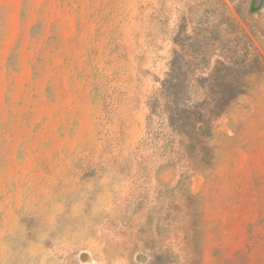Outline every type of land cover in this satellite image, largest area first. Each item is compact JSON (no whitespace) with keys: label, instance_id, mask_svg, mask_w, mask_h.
<instances>
[{"label":"rangeland","instance_id":"rangeland-1","mask_svg":"<svg viewBox=\"0 0 264 264\" xmlns=\"http://www.w3.org/2000/svg\"><path fill=\"white\" fill-rule=\"evenodd\" d=\"M0 264H264V0H0Z\"/></svg>","mask_w":264,"mask_h":264}]
</instances>
